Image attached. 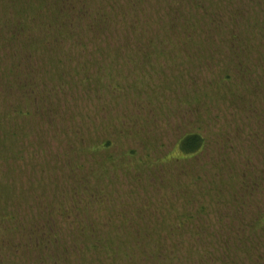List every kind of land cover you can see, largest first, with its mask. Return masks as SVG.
Segmentation results:
<instances>
[{"label":"rangeland","instance_id":"1","mask_svg":"<svg viewBox=\"0 0 264 264\" xmlns=\"http://www.w3.org/2000/svg\"><path fill=\"white\" fill-rule=\"evenodd\" d=\"M263 42L264 0H0V264H264Z\"/></svg>","mask_w":264,"mask_h":264},{"label":"trees","instance_id":"2","mask_svg":"<svg viewBox=\"0 0 264 264\" xmlns=\"http://www.w3.org/2000/svg\"><path fill=\"white\" fill-rule=\"evenodd\" d=\"M195 10H198L200 11V6L198 5H194L193 6V11ZM175 11V12H173ZM169 15H168V19L167 18H162L160 20V23L162 24L163 26V22L164 20L166 21V19L168 20L167 21V25H166V28H169L168 29V32L171 31V30H174L177 28L178 26V19L180 17V13L178 10H173L170 9L169 11ZM236 15H237V12H236ZM235 15V16H236ZM213 17V16H212ZM211 24L214 25L215 24V21H213V19L211 20ZM232 22H233V19H232ZM214 28H212L213 30H218L220 29L221 27L219 25H216V26H213ZM212 29H210V31H212ZM168 32L164 31V34L163 35H166V41H162L160 39V41L158 42V45L160 47H164V44L165 45H168V44H171V42H173V39H172V36H168ZM173 35V34H171ZM14 39V40H13ZM8 40L11 42H14L15 41V34H12L11 36L8 37ZM234 40L236 42V34H233V33H230V41ZM263 44V48H264V42L262 43ZM145 46L148 47V41L147 43L145 44ZM149 47H154V44L150 43ZM155 49V48H153ZM243 52L244 51H237V54L239 55H243ZM260 53V52H259ZM157 54L161 57V58H167V54H166V51L163 49V50H160L157 52ZM263 53H260L259 57H258V60L259 58L263 57ZM133 56H136L138 58V55L137 53H135ZM111 60H113L111 58ZM114 62H117L115 60H113ZM139 63V62H137ZM142 65V64H141ZM20 68V66H18V69ZM143 69V68H142ZM241 70V69H240ZM15 71H16V68H15ZM12 73L11 71H4V72H0V85L3 83L4 85H8V82H7V77L9 76H12ZM243 77V76H242ZM167 85V84H166ZM7 87V86H6ZM0 89H5L4 88H1ZM1 93V92H0ZM181 99V98H180ZM196 99V98H194ZM198 103H200L199 99H196ZM11 114L13 115H16L17 112H12ZM204 139L202 136H200L199 134L197 133H194V134H186L183 136V138L181 140H179L174 146L173 148H175V152L178 153V157H180V159H184V158H187V157H191V156H195V154L199 153L202 151V149L204 148ZM178 159V158H177ZM260 223L262 225H264V220H261Z\"/></svg>","mask_w":264,"mask_h":264}]
</instances>
